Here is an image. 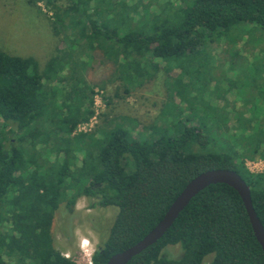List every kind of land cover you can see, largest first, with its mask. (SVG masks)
Listing matches in <instances>:
<instances>
[{
  "label": "trees",
  "instance_id": "16d2710c",
  "mask_svg": "<svg viewBox=\"0 0 264 264\" xmlns=\"http://www.w3.org/2000/svg\"><path fill=\"white\" fill-rule=\"evenodd\" d=\"M42 1L51 7L58 2L29 0L34 5ZM71 1L57 18L61 29L71 22L76 27L70 49L79 39L94 51L119 47L112 69L126 85L140 82L145 60H169L180 70L177 79L171 78L170 99L181 91L186 106L171 110L169 101L164 122L150 125L152 131L142 138L134 135L127 118L115 121L107 137L77 133L93 111L61 83L79 86L78 64L50 60L42 69L33 56L0 51V264H78L57 249L53 227L61 204L72 211L82 195L91 208L118 210L92 255L93 264H106L144 238L194 177L214 168L234 169L243 177L264 225V173L252 174L244 164L248 156H264V138L255 145L253 132L243 138L248 152L242 151L235 137L220 128L227 126L228 105L213 104L194 87L196 74L206 69L199 60L203 41L234 24L264 30V0H180L139 19L125 7L119 10L123 17H117L121 0H98L92 11L93 0ZM190 65L194 72L187 69ZM63 72L67 75L61 77ZM231 120L244 130L250 122L243 111ZM78 151H84L81 159ZM173 245L180 247L179 257L166 254ZM127 264H264V251L238 191L216 183L200 191L165 235Z\"/></svg>",
  "mask_w": 264,
  "mask_h": 264
},
{
  "label": "rangeland",
  "instance_id": "374dc122",
  "mask_svg": "<svg viewBox=\"0 0 264 264\" xmlns=\"http://www.w3.org/2000/svg\"><path fill=\"white\" fill-rule=\"evenodd\" d=\"M97 1L90 3V11ZM71 2L58 0L56 4L61 8L59 10L56 4L51 7L43 1L34 5L29 0H0V51L33 56L42 69L50 60L56 63L58 60L71 59V65V61L78 64L77 74L81 77L79 86L70 87L65 79L61 83L71 94L82 97L83 108L93 111L89 121L78 124L77 133L95 132L97 136L107 137L115 121L127 118V122L132 124L129 127L134 135L142 138L152 131L148 129L150 125L159 126L164 122L163 109L169 101L173 103L171 110L186 106L180 98L181 91H174L173 100L170 99L174 85L171 78L177 79L180 70L171 68L176 64H170L169 60L153 57L152 61L145 60L142 69L144 75L139 79L140 82L126 85L119 79L116 70L112 69L116 66L114 59L118 53L121 54L119 47H107V50L98 48L94 51L88 48L84 39H79L70 49L71 40L76 37L73 31L76 27L71 22L68 28L61 29L57 18L64 11L63 7ZM168 2L181 4L180 0H121L115 13L118 18H122L121 7H125L133 18L139 19L143 13L160 12ZM203 44L206 48L199 60L206 62V69L196 74L194 87L213 104L228 105V127L221 124L220 128L229 131L240 149L248 152L247 141L243 138H249L247 134L250 131L257 132V137L253 139L255 145L258 146L264 138V30L253 29L252 25L245 23L234 24L224 31L209 34ZM92 53L97 59L91 57ZM87 62L95 68L86 69L83 63ZM187 69L195 71L192 65ZM65 75L66 72L60 74L61 77ZM179 82L176 81V85ZM241 111L250 119L246 130L237 128L231 120L233 113ZM209 133L214 143L213 126H210ZM86 141L84 136L81 142L85 144ZM77 154L81 159L84 151H78ZM253 156L246 157L244 164L248 172L255 174L250 170L252 162L261 160L264 165V156ZM117 212L114 206L91 208L89 199L84 195L77 199L72 211L66 208L65 203L61 204L56 211L53 227L55 246L78 264H86L88 257H92L109 234ZM166 254L179 257L180 247L170 246ZM211 258V255L206 257V262Z\"/></svg>",
  "mask_w": 264,
  "mask_h": 264
},
{
  "label": "water",
  "instance_id": "95a60500",
  "mask_svg": "<svg viewBox=\"0 0 264 264\" xmlns=\"http://www.w3.org/2000/svg\"><path fill=\"white\" fill-rule=\"evenodd\" d=\"M216 183H226L238 191L244 201L254 234L264 251V225L255 210L250 186L236 170L214 168L194 177L176 197L163 218L144 238L125 250L113 254L106 264H127L134 256L153 245L165 235L180 213L200 191Z\"/></svg>",
  "mask_w": 264,
  "mask_h": 264
},
{
  "label": "built area",
  "instance_id": "2783aa9c",
  "mask_svg": "<svg viewBox=\"0 0 264 264\" xmlns=\"http://www.w3.org/2000/svg\"><path fill=\"white\" fill-rule=\"evenodd\" d=\"M263 169H264V165L261 162V160H256V161L252 162V166L250 167L251 172H253L255 174L262 173ZM86 264H93L92 257H90V256L88 257V259L86 260Z\"/></svg>",
  "mask_w": 264,
  "mask_h": 264
},
{
  "label": "crops",
  "instance_id": "0c3cea01",
  "mask_svg": "<svg viewBox=\"0 0 264 264\" xmlns=\"http://www.w3.org/2000/svg\"><path fill=\"white\" fill-rule=\"evenodd\" d=\"M252 132L250 131L247 135H250Z\"/></svg>",
  "mask_w": 264,
  "mask_h": 264
}]
</instances>
